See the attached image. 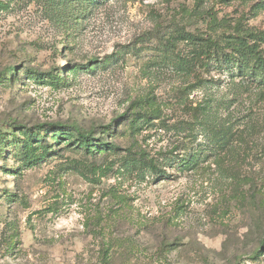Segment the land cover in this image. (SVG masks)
Masks as SVG:
<instances>
[{"label": "rangeland", "instance_id": "1", "mask_svg": "<svg viewBox=\"0 0 264 264\" xmlns=\"http://www.w3.org/2000/svg\"><path fill=\"white\" fill-rule=\"evenodd\" d=\"M239 35L264 0H0V264H264V69L200 54Z\"/></svg>", "mask_w": 264, "mask_h": 264}, {"label": "trees", "instance_id": "2", "mask_svg": "<svg viewBox=\"0 0 264 264\" xmlns=\"http://www.w3.org/2000/svg\"><path fill=\"white\" fill-rule=\"evenodd\" d=\"M184 39L191 40L192 42V40L195 39V36L188 35V37H184ZM235 39L234 41H229L235 42V47L230 51H226V49L220 46L219 43H217V41L214 39H203V51H201L200 54L211 56L219 61L224 60L226 63L233 64L232 66H235L237 72L240 74L245 72L247 68H251L249 62L252 59H255L256 64L253 65L255 68L264 69V59H262L256 48L249 44L247 38L245 36L239 35L235 36ZM253 66L252 69L254 70ZM48 126V128L53 129L55 132L54 139L56 140H66L69 143H72L74 141L73 138L76 136V140H78V148L84 149L89 155H95L97 152L108 151V149H113L115 151L119 149V147L114 143L109 144L103 140L101 142H97V138L94 137V135L85 133L78 128L72 129L69 126L60 123ZM44 128L45 125H42L38 127V129L34 130L25 128L26 131H28V134H26L27 136L25 138L24 144L20 149V156L26 165H33L44 160L45 158L58 154V149H53L52 146L45 145L46 139L45 137L41 136V131ZM58 143L59 142H57V144ZM40 149L41 151H39ZM188 161L190 162V160ZM143 164L145 163L143 162ZM146 164V166L152 169L155 173L159 174L161 172V169H159L155 163L151 162L149 164L146 162Z\"/></svg>", "mask_w": 264, "mask_h": 264}]
</instances>
